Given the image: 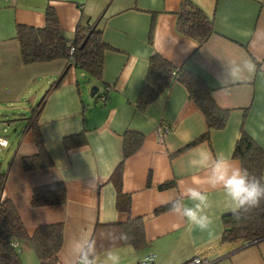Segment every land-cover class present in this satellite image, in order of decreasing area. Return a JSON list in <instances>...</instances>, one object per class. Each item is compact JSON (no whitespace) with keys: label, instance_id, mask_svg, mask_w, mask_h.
Instances as JSON below:
<instances>
[{"label":"crops","instance_id":"obj_1","mask_svg":"<svg viewBox=\"0 0 264 264\" xmlns=\"http://www.w3.org/2000/svg\"><path fill=\"white\" fill-rule=\"evenodd\" d=\"M185 1L213 20L215 32L200 47L176 28V12ZM48 6L55 10L67 39L78 26L98 21L104 42L111 46L104 52L101 82L63 58L22 60L16 28L43 26ZM155 53L212 88L216 103L229 110L223 127L199 139L207 130L205 117L179 82L145 109H136ZM257 58L254 73L220 83L230 62ZM61 74L62 80L35 114L53 165L25 171L21 158L36 153L25 111L33 112L31 104ZM97 83L99 92L91 96L90 88ZM106 86L107 99L101 100L98 95ZM160 124L169 127L162 143L155 134ZM0 127V146L7 147L0 150V175L5 172L1 193L14 202L30 234L39 225L62 223L63 243L54 264H77L74 240H91L94 233L101 237L108 224L124 223L129 217L143 219L146 245L103 249L97 252V264H105L109 251L119 257L118 264H136L148 256L154 258L152 264H181L194 257L208 264H264V239H222L230 205L222 189L207 182L206 170L188 164L193 149L206 145L213 155L223 153L242 165L234 148L243 132L264 149V0H0ZM127 129L142 134L143 140L124 157ZM79 133L84 143L67 148L64 139ZM58 181L66 189L63 203L31 205L34 187ZM189 186L209 196L210 231L194 228L168 207ZM18 251L23 264H41L27 242H21Z\"/></svg>","mask_w":264,"mask_h":264},{"label":"trees","instance_id":"obj_2","mask_svg":"<svg viewBox=\"0 0 264 264\" xmlns=\"http://www.w3.org/2000/svg\"><path fill=\"white\" fill-rule=\"evenodd\" d=\"M177 31L198 42L202 46L208 38L214 34L212 17L208 16L200 7L190 1L181 4L176 12ZM16 38L20 46L21 58L25 63L45 62L58 58L66 60V64L80 67L96 81L103 79V60L106 49L111 48L104 42L102 30L98 21L77 27L72 39L64 37L55 10L48 6L45 10V22L41 27L19 24L16 28ZM74 47L72 55L69 49ZM63 74L55 80L46 90L41 101L32 108L29 127L32 130L36 153L21 158V164L25 171L50 167L53 165L46 148L43 136L37 125L35 114L42 106L49 92L58 86ZM173 82L181 83L187 90L190 99L203 113L207 130L199 138L202 139L210 129H218L227 121L229 110L220 107L212 95L210 88L199 76L181 67H174L160 54L150 56L149 65L145 74L138 98L136 109L143 110L151 104L162 91ZM99 83H97V86ZM109 87H105L99 97L107 99ZM27 119V118H26ZM143 135L132 129H127L123 134V156L127 157L140 146ZM198 139L193 142H197ZM189 144L188 146L194 144ZM84 143L83 133L73 134L64 139L67 148L76 147ZM187 146V147H188ZM234 155L240 160L243 167L258 177H264V149L261 148L247 133L243 132L234 148ZM121 171V165L117 168ZM5 172L0 175V264H23L18 251L21 242H27L39 258L41 264H54L58 260V252L63 243L62 223L42 224L29 233L22 218L10 198H4L1 193ZM167 184V183H166ZM166 184L161 185L164 187ZM66 199V189L62 181L52 182L36 186L32 189L30 203L33 207H41L63 203ZM170 207V205H168ZM164 208H159L161 211ZM225 229L222 234L223 240L260 241L264 239V200L259 207L237 218L233 213L224 216ZM127 232L130 236L128 241H111L109 233L119 234ZM97 243V252L131 244L139 249L146 245L143 219L141 217L129 219L124 223L108 224L101 237L93 234L91 240ZM154 258H152L153 260ZM137 264V263H136ZM152 264V263H151Z\"/></svg>","mask_w":264,"mask_h":264},{"label":"clouds","instance_id":"obj_3","mask_svg":"<svg viewBox=\"0 0 264 264\" xmlns=\"http://www.w3.org/2000/svg\"><path fill=\"white\" fill-rule=\"evenodd\" d=\"M256 61L244 60L242 63L230 62L224 67L220 77V83L225 84L228 79H243L245 73H254L257 70ZM3 142H0L2 144ZM190 168L206 170L209 175L207 182L213 188L222 189L230 209L237 218L242 214L260 206L264 200V177H258L246 167L233 163L223 153H213L206 145L197 146L190 153L188 160ZM198 183V181H194ZM190 201L191 203H186ZM170 203L171 211L200 231H210L213 219L206 211L210 208L209 196L199 187H184L180 194ZM111 241H128L130 236L127 232L118 235L109 233ZM73 250L78 257L77 264H97V243L89 239H76L73 241ZM119 257L108 252L105 264H118Z\"/></svg>","mask_w":264,"mask_h":264},{"label":"built area","instance_id":"obj_4","mask_svg":"<svg viewBox=\"0 0 264 264\" xmlns=\"http://www.w3.org/2000/svg\"><path fill=\"white\" fill-rule=\"evenodd\" d=\"M73 51H74V47L71 46V48L69 49L70 56L72 55ZM100 99L103 100L104 97L101 96ZM168 131H169V127L166 124H160L155 130L157 141L162 143L164 140V137L168 133ZM152 258H153L152 256H148L145 259L139 261L137 264H151ZM207 263H208V261L206 259L194 257V258H192L186 262H183L181 264H207Z\"/></svg>","mask_w":264,"mask_h":264},{"label":"rangeland","instance_id":"obj_5","mask_svg":"<svg viewBox=\"0 0 264 264\" xmlns=\"http://www.w3.org/2000/svg\"><path fill=\"white\" fill-rule=\"evenodd\" d=\"M40 97H41V98L43 97V93L40 94ZM40 97H38V98H40ZM41 98H40L38 101H41ZM38 101H37L36 104H35V103H32L31 106H32V107H36V105L38 104ZM31 113H32V112L29 111V108L25 111L26 116H30ZM25 118H26V117H25ZM9 119H12V118H9ZM25 121H26V120H25ZM0 129H1V127H0ZM2 148L6 149L7 147H1V146H0V150H1ZM2 172H4V170H3ZM2 196H4V194H2Z\"/></svg>","mask_w":264,"mask_h":264},{"label":"water","instance_id":"obj_6","mask_svg":"<svg viewBox=\"0 0 264 264\" xmlns=\"http://www.w3.org/2000/svg\"><path fill=\"white\" fill-rule=\"evenodd\" d=\"M99 92V87L97 85H93L90 88V95L94 96L95 94H97Z\"/></svg>","mask_w":264,"mask_h":264},{"label":"bare ground","instance_id":"obj_7","mask_svg":"<svg viewBox=\"0 0 264 264\" xmlns=\"http://www.w3.org/2000/svg\"><path fill=\"white\" fill-rule=\"evenodd\" d=\"M208 264V263H207Z\"/></svg>","mask_w":264,"mask_h":264}]
</instances>
